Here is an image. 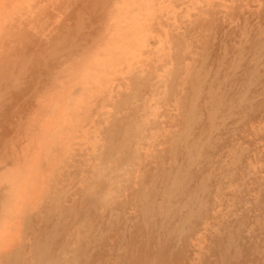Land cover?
<instances>
[{
	"label": "rangeland",
	"instance_id": "1",
	"mask_svg": "<svg viewBox=\"0 0 264 264\" xmlns=\"http://www.w3.org/2000/svg\"><path fill=\"white\" fill-rule=\"evenodd\" d=\"M0 264H264V0H0Z\"/></svg>",
	"mask_w": 264,
	"mask_h": 264
},
{
	"label": "bare ground",
	"instance_id": "2",
	"mask_svg": "<svg viewBox=\"0 0 264 264\" xmlns=\"http://www.w3.org/2000/svg\"><path fill=\"white\" fill-rule=\"evenodd\" d=\"M237 68V67H236ZM235 68V69H236ZM187 128H188V126H187ZM188 130V129H187ZM187 130H186V132H187ZM185 136H186V134H185ZM189 155V154H188ZM194 214L193 213H191L190 215H189V217H191V216H193Z\"/></svg>",
	"mask_w": 264,
	"mask_h": 264
}]
</instances>
